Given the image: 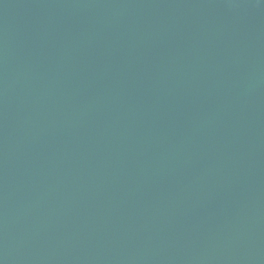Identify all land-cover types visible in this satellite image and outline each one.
<instances>
[{
    "label": "water",
    "instance_id": "95a60500",
    "mask_svg": "<svg viewBox=\"0 0 264 264\" xmlns=\"http://www.w3.org/2000/svg\"><path fill=\"white\" fill-rule=\"evenodd\" d=\"M0 264H264V0H0Z\"/></svg>",
    "mask_w": 264,
    "mask_h": 264
}]
</instances>
